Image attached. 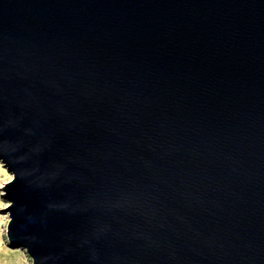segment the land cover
<instances>
[{"label": "water", "instance_id": "obj_1", "mask_svg": "<svg viewBox=\"0 0 264 264\" xmlns=\"http://www.w3.org/2000/svg\"><path fill=\"white\" fill-rule=\"evenodd\" d=\"M0 160L32 264H264V0H0Z\"/></svg>", "mask_w": 264, "mask_h": 264}, {"label": "rangeland", "instance_id": "obj_2", "mask_svg": "<svg viewBox=\"0 0 264 264\" xmlns=\"http://www.w3.org/2000/svg\"><path fill=\"white\" fill-rule=\"evenodd\" d=\"M2 164L0 160V264H32L26 248L18 242H11L7 236L9 214L4 208L8 201L2 195L4 192L2 186L12 179V174Z\"/></svg>", "mask_w": 264, "mask_h": 264}, {"label": "bare ground", "instance_id": "obj_3", "mask_svg": "<svg viewBox=\"0 0 264 264\" xmlns=\"http://www.w3.org/2000/svg\"><path fill=\"white\" fill-rule=\"evenodd\" d=\"M3 165V164H2Z\"/></svg>", "mask_w": 264, "mask_h": 264}]
</instances>
